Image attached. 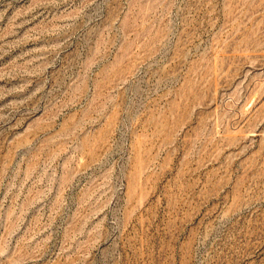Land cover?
<instances>
[{
  "label": "rangeland",
  "instance_id": "rangeland-1",
  "mask_svg": "<svg viewBox=\"0 0 264 264\" xmlns=\"http://www.w3.org/2000/svg\"><path fill=\"white\" fill-rule=\"evenodd\" d=\"M0 264H264V0H0Z\"/></svg>",
  "mask_w": 264,
  "mask_h": 264
}]
</instances>
